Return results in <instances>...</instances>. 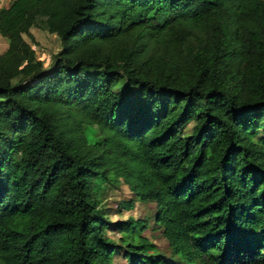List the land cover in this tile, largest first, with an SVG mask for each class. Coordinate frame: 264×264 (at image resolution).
<instances>
[{"label":"trees","instance_id":"obj_1","mask_svg":"<svg viewBox=\"0 0 264 264\" xmlns=\"http://www.w3.org/2000/svg\"><path fill=\"white\" fill-rule=\"evenodd\" d=\"M0 35V264H112V227L129 264H264V0H12Z\"/></svg>","mask_w":264,"mask_h":264},{"label":"rangeland","instance_id":"obj_2","mask_svg":"<svg viewBox=\"0 0 264 264\" xmlns=\"http://www.w3.org/2000/svg\"><path fill=\"white\" fill-rule=\"evenodd\" d=\"M11 1L12 0H0V8L8 5ZM29 32L33 36V43L26 35H24V39L32 43L37 58L43 62L44 66H48L52 55L59 50V40L57 36L36 27H31ZM7 42V38L0 35V52L4 51V46ZM100 196V206L107 213L109 220L112 222L124 221L129 216L134 220L146 219V228L143 230L142 235L148 237L166 258L178 260L176 256H172L171 249L164 240L160 227H158L153 220L155 203L135 201L134 207L131 210L122 209L120 207L121 202L133 198L127 186L122 181L103 183ZM108 234L114 242L122 245V248L118 249L114 254L112 264H129L128 255H124V248L130 249L131 247H124L126 242L120 241V237H124V234L115 231L113 227L108 230ZM178 264L183 263L178 262Z\"/></svg>","mask_w":264,"mask_h":264},{"label":"crops","instance_id":"obj_3","mask_svg":"<svg viewBox=\"0 0 264 264\" xmlns=\"http://www.w3.org/2000/svg\"><path fill=\"white\" fill-rule=\"evenodd\" d=\"M3 41V40H2ZM4 42V41H3ZM4 43H6V42H4ZM3 43V44H4ZM7 47H8V42H7V44L4 46V51H2V52H0V53H3V52H5V50L7 49Z\"/></svg>","mask_w":264,"mask_h":264}]
</instances>
